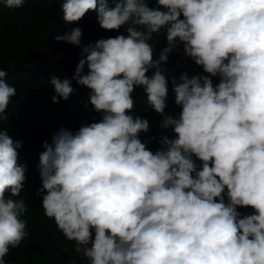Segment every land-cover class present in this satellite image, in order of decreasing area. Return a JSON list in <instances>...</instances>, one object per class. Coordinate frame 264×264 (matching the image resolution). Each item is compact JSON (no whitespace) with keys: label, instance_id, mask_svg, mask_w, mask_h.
Masks as SVG:
<instances>
[{"label":"clouds","instance_id":"clouds-1","mask_svg":"<svg viewBox=\"0 0 264 264\" xmlns=\"http://www.w3.org/2000/svg\"><path fill=\"white\" fill-rule=\"evenodd\" d=\"M28 2L38 0H0L9 9ZM59 2L65 23L97 11L102 29L127 34L82 49L72 79L91 90L101 119L45 142L37 192L45 216L83 264H264V0ZM161 30L167 47L154 59L150 41ZM82 35L74 27L55 40L79 46ZM180 45L203 74L171 78L174 117L165 114L161 64ZM7 76L0 67V122L17 92ZM49 82L54 103L74 91L69 79ZM137 87L174 134L155 152L139 138L149 121L132 114ZM21 143L0 124V264L29 236L28 206L16 199L26 179Z\"/></svg>","mask_w":264,"mask_h":264},{"label":"trees","instance_id":"trees-1","mask_svg":"<svg viewBox=\"0 0 264 264\" xmlns=\"http://www.w3.org/2000/svg\"><path fill=\"white\" fill-rule=\"evenodd\" d=\"M149 6L155 7V0ZM97 17V11H89L78 22L65 23L59 0L28 2L18 9L0 4V50L3 60L0 67L8 72L7 82L17 89L5 113L7 119L0 124L14 141L22 142L17 149L18 163L25 166L26 179L16 199L23 198L28 206L22 218L27 221L29 233L28 238L5 257L7 264H83L81 254L75 250V242L68 241L54 220L44 214L41 198L37 195L42 186L39 155L45 151V142L52 144L53 136L61 128L75 132L82 124L101 119V114L96 113L90 104L91 90L72 79L79 60L83 58L82 49L105 38ZM74 27L81 28L83 32L79 46L55 40L57 35H63ZM165 36L166 33L161 30L152 40L154 44L150 41L155 48L154 59H158L160 52L167 47ZM168 56L167 63L161 64L169 79L165 114L177 117L181 109L175 104L171 78H179L170 70L180 58L192 60L183 55L182 45ZM87 71L85 65L84 73ZM154 71L150 69L147 75L151 76ZM52 76L71 80L74 91L67 100L58 98V103L53 102L55 91L49 82ZM212 79L214 86L219 83L218 77ZM132 96L136 100L132 114L147 119L150 127V131L141 133L139 138L142 142L149 141L148 148L155 152L161 147L159 138L162 135L171 139L174 134L171 129L159 127L163 117L146 105L147 97L141 87L135 88ZM237 210L242 214L253 211L251 208ZM94 235L93 231V239Z\"/></svg>","mask_w":264,"mask_h":264},{"label":"rangeland","instance_id":"rangeland-1","mask_svg":"<svg viewBox=\"0 0 264 264\" xmlns=\"http://www.w3.org/2000/svg\"><path fill=\"white\" fill-rule=\"evenodd\" d=\"M109 6H114V4L110 3ZM102 32H103V35L105 38L115 37V36L120 35V34L126 35L125 28H123V27L119 31H108V30L102 29ZM151 42L153 43V41H151ZM183 72H187L190 78L192 75L203 74L202 68L199 66H196L193 63V61H187L183 58H180L178 63L174 67H172V69L170 70V73H172L173 75H175L179 78V76Z\"/></svg>","mask_w":264,"mask_h":264}]
</instances>
